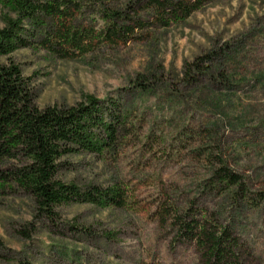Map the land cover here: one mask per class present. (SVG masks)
Segmentation results:
<instances>
[{"label": "rangeland", "instance_id": "1", "mask_svg": "<svg viewBox=\"0 0 264 264\" xmlns=\"http://www.w3.org/2000/svg\"><path fill=\"white\" fill-rule=\"evenodd\" d=\"M6 16L14 14L0 0V28ZM138 16L144 26L129 41H95L85 55L63 58L34 42L0 57L31 78L41 108L86 95L119 102L127 130L117 147L65 156L58 178L128 194L123 207L60 205L51 221L12 185L0 193V264H202L195 243L160 215L193 201L232 226L246 260L264 264V200L236 204L232 191L206 187L220 155L253 194H264V0H210L166 27L150 10ZM77 20L96 33L106 28L91 5ZM199 57L212 69L190 84L184 65Z\"/></svg>", "mask_w": 264, "mask_h": 264}, {"label": "trees", "instance_id": "2", "mask_svg": "<svg viewBox=\"0 0 264 264\" xmlns=\"http://www.w3.org/2000/svg\"><path fill=\"white\" fill-rule=\"evenodd\" d=\"M142 1L121 8L120 0H5L14 16H6L5 26L0 28V57L34 42L63 58L85 55L95 41H129L136 28L144 26L139 9L154 12L159 24L166 27L184 21L210 0ZM86 5L100 10L106 22L104 30L96 33L77 20ZM204 63L202 57L185 63V80L192 84L198 73L212 69L203 68ZM144 83L140 80L139 85ZM35 100L31 78L23 75L21 67L12 61L0 62V193L17 186L51 221L63 204L125 206L128 194L119 185L82 189L58 178L65 156L83 152L102 156L117 147L127 130L119 102L104 103L86 95L85 101L76 105L41 108ZM216 159L218 167L206 183L210 192L232 191L236 204L259 205L264 200V194H253L244 177L220 155ZM160 215L172 219L180 240L195 243L202 264H261L246 260L244 244L230 224L223 223L216 213L200 209L195 201L183 211L165 207ZM21 234L29 233L23 230Z\"/></svg>", "mask_w": 264, "mask_h": 264}]
</instances>
